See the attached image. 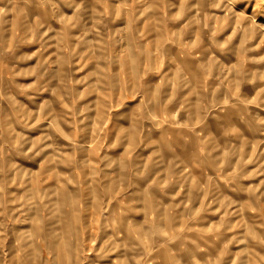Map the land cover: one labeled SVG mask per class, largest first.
Wrapping results in <instances>:
<instances>
[{
    "label": "clouds",
    "instance_id": "obj_1",
    "mask_svg": "<svg viewBox=\"0 0 264 264\" xmlns=\"http://www.w3.org/2000/svg\"><path fill=\"white\" fill-rule=\"evenodd\" d=\"M225 8L0 0V264H264V56Z\"/></svg>",
    "mask_w": 264,
    "mask_h": 264
},
{
    "label": "rangeland",
    "instance_id": "obj_2",
    "mask_svg": "<svg viewBox=\"0 0 264 264\" xmlns=\"http://www.w3.org/2000/svg\"><path fill=\"white\" fill-rule=\"evenodd\" d=\"M225 4L227 8L221 10H213L215 11L218 17L227 16L229 19L227 21L228 27L225 30L227 36L234 37V42L238 47L241 46L242 41L244 39L245 32L248 29H253L255 31L254 37L249 40L246 44L243 45L245 48H253L255 51L248 52L247 56H264V0H225ZM243 30V31H242ZM31 50H35L32 48ZM32 61L30 63H34ZM251 66V65H249ZM83 75V73H81ZM24 83H29L30 80H24ZM247 92L252 94L251 87L245 89ZM131 102V101H129ZM264 147V145H262ZM256 165L250 164L248 167V171L251 172ZM256 181V182H254ZM245 183L251 187L254 184H258L259 181L256 178L252 180L245 181ZM264 191V189H261ZM244 199H247L245 196ZM247 217L249 223L257 221V214L249 212L247 213ZM219 219V217H216ZM92 218L89 217V223L91 224ZM258 222V221H257ZM94 235L97 236V239L90 240L89 239V251L90 255L93 253L91 249L100 246L99 233H96L93 230ZM232 251H237L234 245H229ZM160 252H154L151 256H160ZM116 257L113 255L110 259L114 260ZM104 264H110L109 261H105Z\"/></svg>",
    "mask_w": 264,
    "mask_h": 264
},
{
    "label": "crops",
    "instance_id": "obj_3",
    "mask_svg": "<svg viewBox=\"0 0 264 264\" xmlns=\"http://www.w3.org/2000/svg\"><path fill=\"white\" fill-rule=\"evenodd\" d=\"M254 169L251 170V172L253 171ZM260 179H264V177H259V178H256V180L260 181ZM256 182V181H254ZM92 235H94V233H92ZM91 240V239H90Z\"/></svg>",
    "mask_w": 264,
    "mask_h": 264
}]
</instances>
